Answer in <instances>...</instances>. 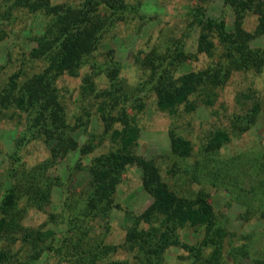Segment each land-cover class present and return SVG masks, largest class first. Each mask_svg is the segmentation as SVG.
<instances>
[{
  "label": "rangeland",
  "instance_id": "1",
  "mask_svg": "<svg viewBox=\"0 0 264 264\" xmlns=\"http://www.w3.org/2000/svg\"><path fill=\"white\" fill-rule=\"evenodd\" d=\"M52 5H77V0H50ZM128 6L125 12L116 15L113 22L103 29L98 48L79 69L77 76L63 74L56 86L66 111V120L79 148L92 147V151L82 154L69 152L56 159L46 175L58 184L51 189L49 198L37 208L23 195V185L15 179L14 169H30L50 158L53 143L33 140L21 149L17 157L13 153L14 140L23 130V116L11 112L0 115V197L5 189L18 184L22 199L18 202L20 224L33 231L52 230L57 237L65 231L63 222V199L77 205L85 195L89 181L87 167L93 157L112 148L110 132H106L101 119L100 99L95 94L83 93V78L92 71V65L102 66L108 54L120 64L119 84L127 97L128 113L139 128L136 154L153 160L161 177L178 195L193 196L203 191L213 207L217 225L224 227L227 236L223 243L222 264H264V218L259 213L260 190H264V66L260 72H234L224 86L207 91L199 89L191 95L188 105H180L175 114L160 112L156 107L155 95L148 81L146 58L151 52H165L174 46L176 39L185 35L190 18V8L201 7L211 18H223L228 30L234 26L235 14L222 0H121ZM264 2V0H260ZM100 9L96 18L107 16ZM52 17L41 12L16 10L8 20L0 21V90L13 73L20 74L23 81L42 71L46 63L41 59H31L30 53L37 46V38ZM258 16L246 12L242 28L253 35L252 49L264 50V36L257 35L255 29ZM198 31L194 29L184 38L185 51L193 57L180 63L174 69V76L191 71H200L220 60L221 48L217 45L215 54L208 57L196 53ZM216 43V41H215ZM93 75L95 90L109 88L104 73ZM241 95H244L241 96ZM260 104L256 123L242 134L233 132L232 121L242 115L252 104ZM189 106V107H187ZM116 125L113 126V129ZM224 129L231 133L230 141L224 145L203 168L208 174L215 171V158L226 174L225 186L214 185L209 176L192 179L176 173V168H185L200 161V150L210 134ZM189 140L192 154L179 160L170 152L169 132ZM17 160H16V159ZM216 164V163H215ZM173 170V172H172ZM226 172V173H225ZM13 174V176H12ZM35 188L44 181L37 177ZM142 172L136 166H128L114 194V207L106 218L98 217L89 223L88 241H103L116 247L113 253L102 257L96 264H141L134 253L124 247L126 231L133 226L134 218L140 215L152 202L142 188ZM221 184V183H220ZM258 196V197H257ZM251 206V207H250ZM183 239L194 242L199 237L190 229L181 231ZM243 248L247 255L231 256L232 249ZM0 252L7 254L0 264H73L68 256L61 257L45 251L34 260L31 245L20 241L9 244L0 241ZM65 255V254H64ZM166 264H189L190 259L182 249L167 251Z\"/></svg>",
  "mask_w": 264,
  "mask_h": 264
},
{
  "label": "trees",
  "instance_id": "2",
  "mask_svg": "<svg viewBox=\"0 0 264 264\" xmlns=\"http://www.w3.org/2000/svg\"><path fill=\"white\" fill-rule=\"evenodd\" d=\"M77 1V5H52L50 0H0V21L8 20L14 11L21 9L44 13L53 20L45 26L36 40V48L30 53L31 59H41L47 64L46 67L23 81H20L19 73H13L0 90V115L11 112L23 116V130L13 144L14 155L17 157L21 149L33 140L53 143L49 159L30 169H14L16 182L23 185V195L37 208L42 207L52 187L58 184L45 176L56 159L69 152L87 154L93 149L89 146L79 148L74 139L56 81L63 74L77 76L79 69L97 50L104 27L128 7L121 0ZM222 1L235 14L232 30H228L223 18L208 17L201 7L190 8L185 35L175 40L173 48L159 55L156 52L148 54L145 62L147 84L155 95L156 107L160 112L175 114L180 105H188L190 96L199 89L212 91L222 87L234 72L262 70L264 50L251 48L253 35L244 31L242 19L246 12L256 14L258 23L255 33L264 36V2ZM101 8L108 14L96 18ZM194 29L198 31L196 53L212 57L218 45L221 48L220 60L206 69L174 76V69L193 57L185 51L184 38ZM108 56L109 59L102 66L92 65V71L83 78L82 89L84 94L93 93L100 99L101 119L106 132H110L112 148L90 161L86 169L89 181L81 202L74 206L63 199L65 231L57 237L52 230L40 232L22 226L17 209L22 195H18L20 190L16 184L5 189L0 197V241L7 240L9 244L20 241L31 245V258L34 260L40 253L48 251L61 257L68 256L73 264H96L102 257L113 253L116 247L106 245L102 240L88 241L89 223L98 217L108 216L114 207V194L123 172L128 166H136L142 172V188L152 202L127 229L124 247L134 253L141 264H166L165 255L172 248L186 252L189 264H222L227 231L217 225L207 194L199 191L193 196L178 195L163 180L153 160L135 153L139 128L127 112V97L119 84L120 64L110 54ZM98 72L104 73L109 88L95 90L92 77ZM259 113L260 104L255 102L244 114L236 115L232 121L233 132L239 135L248 131L256 123ZM114 125L116 128L113 129ZM230 139L231 133L227 130L213 131L200 150L206 161L202 157L185 168H176L174 174L182 173L187 179L193 177L195 180L206 175L212 179L210 183L225 186L226 174L223 175L224 171L218 167V160L215 158V171L206 174V166L213 161L210 157L216 155ZM169 143L171 154L179 160L191 156L192 144L189 140L170 131ZM261 168L264 175V163ZM37 177H42L44 181L35 188ZM257 201L261 203L258 209L264 218V190H260ZM186 229L203 234H197L199 237L196 241L187 242L180 234ZM230 255L246 257L247 253L243 248H237L232 249ZM6 258L7 254L0 252V261H6Z\"/></svg>",
  "mask_w": 264,
  "mask_h": 264
}]
</instances>
